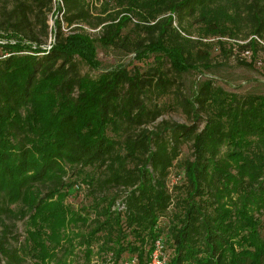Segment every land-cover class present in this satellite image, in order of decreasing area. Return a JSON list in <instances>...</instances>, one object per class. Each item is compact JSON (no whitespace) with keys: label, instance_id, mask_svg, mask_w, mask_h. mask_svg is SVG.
Segmentation results:
<instances>
[{"label":"trees","instance_id":"16d2710c","mask_svg":"<svg viewBox=\"0 0 264 264\" xmlns=\"http://www.w3.org/2000/svg\"><path fill=\"white\" fill-rule=\"evenodd\" d=\"M53 1L0 4V264H78L76 246L87 264H148L158 240L167 264H264V94L204 80L182 96L164 69L264 49V0H111L94 16L89 0H58L46 48ZM92 17L96 40L70 27ZM96 41L155 65L82 74L99 66ZM170 94L188 123L146 128ZM78 189L90 201L74 210Z\"/></svg>","mask_w":264,"mask_h":264},{"label":"rangeland","instance_id":"374dc122","mask_svg":"<svg viewBox=\"0 0 264 264\" xmlns=\"http://www.w3.org/2000/svg\"><path fill=\"white\" fill-rule=\"evenodd\" d=\"M5 0H1L3 2ZM90 2V12L92 16L99 14L101 9L105 7L107 12H112L115 9L114 4L111 0H89ZM103 2L107 3L105 6ZM58 0L53 1L54 9L48 15V24H49V37H53L54 25L56 18H62L61 13L57 12ZM133 19H130L127 23V26L124 29V32L127 33L130 38L134 39L139 36H144L140 33L139 30L135 29V22L138 20L136 16H133ZM93 23H95L94 17L89 20V23H81L78 25L75 31L87 34L90 38L98 39L100 35L99 28H94ZM185 24V23H184ZM174 26H177L176 19L173 22ZM62 31L68 32L66 24L61 23ZM190 31L192 36H197V26L191 27ZM2 32H0L1 34ZM5 39L0 37V42H3ZM233 41V40H231ZM97 46V59L99 66L97 69L90 68L85 63H80V71L82 74H88L90 76H96L100 72L112 70L116 67L123 65L127 70H138L140 72L147 69L149 66L155 65V54H140L137 55L132 51H128L122 48L115 47H105L99 42H95ZM231 52H221L219 48L214 47L210 50L209 63L207 65H199L197 69L190 70L181 74H174L171 72L169 64L164 61V69L167 71L169 76L173 78L174 81V93H181L182 96H189L194 89L204 80L211 81L214 85L223 88L228 92H235L239 94H264V49L258 50L256 53L249 51L248 54L242 53L237 50L238 53H234L236 49H232ZM235 50V51H234ZM3 54V51L0 49V55ZM172 94L169 96L163 97L159 102H165L168 104V107L164 113L159 116L154 121H151L144 126L148 129H152L158 122L161 120L176 121L181 123H188V119L183 114L180 109H174L172 107L171 98ZM158 102V101H157ZM188 149L186 146L182 147V156L187 155ZM177 175V168L173 167L170 170V177L168 181H173V176ZM70 180L71 176H68ZM113 191V190H112ZM90 199L87 198L85 190L78 189L72 196H68L65 202L74 210H79L82 207L88 205ZM17 232L21 234L20 238H23V224L21 221L17 222ZM77 241L74 240V243ZM95 249V248H94ZM84 250L76 246L71 255L73 262L78 264H87L85 263V258L83 256ZM96 255L91 256V260L88 264H94L96 260ZM98 260H101L99 257ZM102 261V260H101ZM96 264H101L100 261Z\"/></svg>","mask_w":264,"mask_h":264},{"label":"built area","instance_id":"2783aa9c","mask_svg":"<svg viewBox=\"0 0 264 264\" xmlns=\"http://www.w3.org/2000/svg\"><path fill=\"white\" fill-rule=\"evenodd\" d=\"M53 42V37L51 39V36L49 37L45 47L50 48L51 44ZM249 52H245V54H248ZM123 264H130V262H124ZM148 264H167L166 257L163 255L162 252V244L158 240L155 242V248L152 251Z\"/></svg>","mask_w":264,"mask_h":264}]
</instances>
